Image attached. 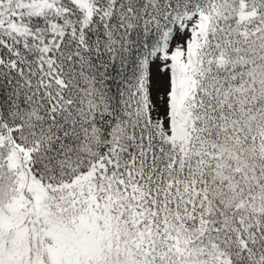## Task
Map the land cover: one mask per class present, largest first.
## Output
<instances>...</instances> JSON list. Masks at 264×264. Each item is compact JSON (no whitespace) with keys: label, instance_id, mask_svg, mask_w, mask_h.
Instances as JSON below:
<instances>
[{"label":"snow or ice","instance_id":"snow-or-ice-1","mask_svg":"<svg viewBox=\"0 0 264 264\" xmlns=\"http://www.w3.org/2000/svg\"><path fill=\"white\" fill-rule=\"evenodd\" d=\"M0 264H264V0H0Z\"/></svg>","mask_w":264,"mask_h":264}]
</instances>
